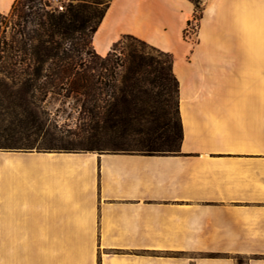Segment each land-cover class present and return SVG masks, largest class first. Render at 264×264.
<instances>
[{
	"label": "crops",
	"instance_id": "1",
	"mask_svg": "<svg viewBox=\"0 0 264 264\" xmlns=\"http://www.w3.org/2000/svg\"><path fill=\"white\" fill-rule=\"evenodd\" d=\"M193 17L190 0H112L93 50L132 36L170 55L182 138L0 150V264H264V0H202L187 40Z\"/></svg>",
	"mask_w": 264,
	"mask_h": 264
},
{
	"label": "trees",
	"instance_id": "2",
	"mask_svg": "<svg viewBox=\"0 0 264 264\" xmlns=\"http://www.w3.org/2000/svg\"><path fill=\"white\" fill-rule=\"evenodd\" d=\"M22 1L34 3L37 0H16L11 11ZM111 2L70 0L64 11H44L29 21L32 28L26 31L25 26L20 39L3 42L0 46V107L7 102L6 109L12 111L17 126L29 135H48L40 118L48 121L49 117L42 106L44 99L48 93L63 99L72 98L77 121L86 132L98 136L107 130L120 136L138 137L143 146L139 150L146 154L177 149L182 130L178 83L172 73L171 56L132 36L113 44L105 57L90 56L84 47L79 48L74 43L76 35H87L91 44ZM192 3L193 18L199 21L202 8L197 1ZM8 89L16 91L7 94ZM173 89L177 94L175 120L171 117ZM1 116L0 112V122ZM33 144L18 143L13 136H5L0 128L2 151H32ZM44 146L35 151H136L93 147L58 149L50 141Z\"/></svg>",
	"mask_w": 264,
	"mask_h": 264
},
{
	"label": "rangeland",
	"instance_id": "3",
	"mask_svg": "<svg viewBox=\"0 0 264 264\" xmlns=\"http://www.w3.org/2000/svg\"><path fill=\"white\" fill-rule=\"evenodd\" d=\"M70 0L66 1L68 5ZM197 1L202 8V0ZM44 11L45 3L43 1H34V3H26L22 1L18 4L15 11H11L7 15L0 16V46L4 43H10L12 40L20 39V33L26 26V31L32 28L29 21L33 18L40 16ZM87 34V33H86ZM195 39V38H194ZM90 36L76 35L74 43L79 47H84L85 52H89V55H96L90 44ZM147 44V43H146ZM148 45V44H147ZM148 47L156 48L148 45ZM154 56L157 53L153 52ZM164 59V58H163ZM15 89H8L7 94L15 92ZM37 97L41 95L37 94ZM171 117L176 119L175 105L177 100V94L173 89L171 93ZM7 102H3L0 107L2 120L0 122V128L3 134L7 137L13 136V140H17L18 143H34L32 149L37 150L45 148L44 143L50 141L58 149H86L93 147L100 150H139L143 149L142 144L138 141V137L134 136H120L118 133L111 131H104L102 134L95 136L93 132H89L81 129L77 121L76 104L72 98L63 99L61 96H56L48 93L42 106L44 111L49 112L48 121L44 117V128L48 131V135L40 134L38 136L29 135L25 130L20 129L16 124V118L11 114V110H7ZM46 122H45V121ZM1 150V149H0Z\"/></svg>",
	"mask_w": 264,
	"mask_h": 264
},
{
	"label": "built area",
	"instance_id": "4",
	"mask_svg": "<svg viewBox=\"0 0 264 264\" xmlns=\"http://www.w3.org/2000/svg\"><path fill=\"white\" fill-rule=\"evenodd\" d=\"M45 3V8L47 11H53V12H62L66 8V1H56V0H41ZM198 27V20L192 19L188 26L186 27V30L184 32V37L187 40H192L196 36V31Z\"/></svg>",
	"mask_w": 264,
	"mask_h": 264
}]
</instances>
